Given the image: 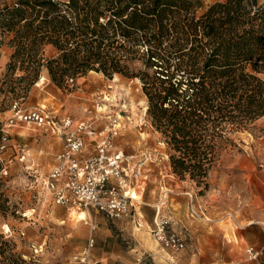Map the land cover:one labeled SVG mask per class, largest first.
<instances>
[{
    "label": "rangeland",
    "instance_id": "obj_1",
    "mask_svg": "<svg viewBox=\"0 0 264 264\" xmlns=\"http://www.w3.org/2000/svg\"><path fill=\"white\" fill-rule=\"evenodd\" d=\"M222 1L202 0V10ZM10 39L0 48V139L7 137L0 140V234L14 248L17 264H81L89 240L107 230L112 237H104L105 244L115 240L129 252L120 264H254L246 248L264 245V117L237 131L233 146L222 148L205 189L173 172L168 145L148 114L149 101L139 79L107 78L92 71L60 88L43 70L25 92L26 82L19 80L23 73L8 72ZM45 54L50 57L55 50L47 47ZM15 105L26 112L44 110L58 119L88 120L98 131L108 117L120 116L123 129L114 142L134 156V163L144 164V176L129 184L139 204L137 229L130 217L112 220L94 208L80 211L56 202L45 181L64 150V137L19 122ZM81 212L85 218H79ZM160 222H165L166 237L183 244L180 249L163 243ZM91 261L96 264L92 251Z\"/></svg>",
    "mask_w": 264,
    "mask_h": 264
},
{
    "label": "trees",
    "instance_id": "obj_2",
    "mask_svg": "<svg viewBox=\"0 0 264 264\" xmlns=\"http://www.w3.org/2000/svg\"><path fill=\"white\" fill-rule=\"evenodd\" d=\"M203 8L202 0H3L0 48L11 36L8 72L23 73L25 92L43 70L60 88L92 71L139 79L173 172L206 189L222 148L264 117V3ZM13 250L0 234V264L18 263Z\"/></svg>",
    "mask_w": 264,
    "mask_h": 264
},
{
    "label": "built area",
    "instance_id": "obj_3",
    "mask_svg": "<svg viewBox=\"0 0 264 264\" xmlns=\"http://www.w3.org/2000/svg\"><path fill=\"white\" fill-rule=\"evenodd\" d=\"M72 82V81H71ZM125 112L127 104L123 105ZM14 118L28 125L47 127L54 134L64 137V150L57 156V165L45 181L60 205H72L77 210L94 208L109 218L130 217L139 204L133 197L129 184L131 179L144 176L143 163L136 164L134 156H128L115 144V138L123 129L119 115L108 117L103 129L97 130L91 121H74L71 117L56 118L44 110L23 111L14 106ZM2 142L7 137L0 139ZM88 140H91L90 142ZM89 145L94 149L90 156H84ZM165 222L157 224L163 243L180 249L183 244L175 237H166L163 233ZM94 239L80 259L81 264H93L91 251ZM264 246L246 249V257L254 264H264L262 255Z\"/></svg>",
    "mask_w": 264,
    "mask_h": 264
},
{
    "label": "crops",
    "instance_id": "obj_4",
    "mask_svg": "<svg viewBox=\"0 0 264 264\" xmlns=\"http://www.w3.org/2000/svg\"><path fill=\"white\" fill-rule=\"evenodd\" d=\"M89 153L94 152V149L89 145L88 149L86 150ZM85 151V152H86ZM137 207L135 208V212L133 214V216H130V219L132 218V225L134 229L138 228V224L140 223L141 220V216L140 215V211H137ZM138 215V216H137ZM140 225V224H139ZM95 230V228H93ZM105 233V234H103ZM105 235V236H104ZM112 237V235H110L109 231L107 230L106 232H101V233H97L96 234V238H95V242L94 245L95 247L92 249L93 252V258L95 259V263L96 264H120L119 262H124V260H126V258L128 257V253L127 251H124L121 249L120 245H118L117 241L111 240V243L109 244H105L106 240H104V237ZM114 239V238H113ZM90 241V240H89ZM251 246V245H250ZM264 246V245H263ZM263 246H253L256 249L257 248H262ZM247 249V248H246ZM262 262L264 263V254L261 257ZM139 261V259H138ZM137 264V263H136Z\"/></svg>",
    "mask_w": 264,
    "mask_h": 264
},
{
    "label": "bare ground",
    "instance_id": "obj_5",
    "mask_svg": "<svg viewBox=\"0 0 264 264\" xmlns=\"http://www.w3.org/2000/svg\"><path fill=\"white\" fill-rule=\"evenodd\" d=\"M43 78V77H42ZM43 82V81H42ZM133 197L134 198H136V195H135V193L133 194ZM85 216H86V213L85 212H81L80 214H79V218H85Z\"/></svg>",
    "mask_w": 264,
    "mask_h": 264
}]
</instances>
